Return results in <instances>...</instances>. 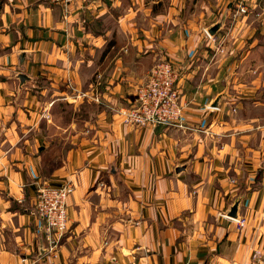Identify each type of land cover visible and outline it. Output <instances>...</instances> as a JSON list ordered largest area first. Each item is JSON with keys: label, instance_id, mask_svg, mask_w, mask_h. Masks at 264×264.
I'll return each mask as SVG.
<instances>
[{"label": "crops", "instance_id": "crops-1", "mask_svg": "<svg viewBox=\"0 0 264 264\" xmlns=\"http://www.w3.org/2000/svg\"><path fill=\"white\" fill-rule=\"evenodd\" d=\"M238 2L0 0V264H264V0ZM163 59L182 126L123 125ZM67 180L49 251L36 185Z\"/></svg>", "mask_w": 264, "mask_h": 264}, {"label": "built area", "instance_id": "built-area-1", "mask_svg": "<svg viewBox=\"0 0 264 264\" xmlns=\"http://www.w3.org/2000/svg\"><path fill=\"white\" fill-rule=\"evenodd\" d=\"M67 8L74 0H42ZM250 0H239L235 14L246 13ZM178 71L174 64L163 59L148 72L146 81L135 90V100L126 107L118 109L123 123L131 126H182L181 118L185 105L180 101L176 82ZM78 96H85L79 93ZM98 101V99H95ZM35 193V212L43 223L48 250L54 251L68 226L67 199L72 194L71 180L60 186L37 183ZM245 221L236 220L238 231ZM260 252L255 250L252 259H259Z\"/></svg>", "mask_w": 264, "mask_h": 264}, {"label": "water", "instance_id": "water-1", "mask_svg": "<svg viewBox=\"0 0 264 264\" xmlns=\"http://www.w3.org/2000/svg\"><path fill=\"white\" fill-rule=\"evenodd\" d=\"M222 20H220V22H217L215 24H213L212 26L208 27L205 29L206 34L209 37H213V34L217 31V29L219 27H222ZM18 79L20 81V83H24L27 79V76L23 73H19L18 74ZM218 101V100H217ZM217 101L214 104H211L210 107L212 108H218L219 107V103H217ZM181 168H177V171H180ZM238 204L239 201H234L233 204L230 206V209L228 210V212L223 213L224 216L233 219V220H240V216L238 215ZM44 251H46V248L44 249Z\"/></svg>", "mask_w": 264, "mask_h": 264}, {"label": "rangeland", "instance_id": "rangeland-1", "mask_svg": "<svg viewBox=\"0 0 264 264\" xmlns=\"http://www.w3.org/2000/svg\"><path fill=\"white\" fill-rule=\"evenodd\" d=\"M146 79H147V77H146ZM146 81V80H145ZM144 81V82H145ZM143 82V83H144ZM142 83V84H143ZM79 93H83V92H79ZM119 108H121V107H119ZM119 108H116L115 110H114V112L119 116V118H120V122L123 124V125H127V126H131V125H128V124H125V123H123V121H122V119H121V116L119 115V113H118V109ZM70 112V109H67V113H69ZM133 127H146V126H133ZM151 127V126H150ZM68 181V180H67ZM71 182H72V180H71ZM42 183V182H41ZM44 184V183H43ZM64 184V183H63ZM72 184H73V182H72ZM48 185V184H47ZM62 185V184H61ZM73 188H74V184H73ZM74 190V189H73ZM73 192V191H72ZM35 193H36V191H35Z\"/></svg>", "mask_w": 264, "mask_h": 264}]
</instances>
